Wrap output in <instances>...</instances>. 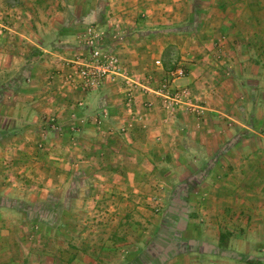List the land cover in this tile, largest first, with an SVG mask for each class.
<instances>
[{"label": "rangeland", "instance_id": "rangeland-1", "mask_svg": "<svg viewBox=\"0 0 264 264\" xmlns=\"http://www.w3.org/2000/svg\"><path fill=\"white\" fill-rule=\"evenodd\" d=\"M122 1L0 0V54L3 56L4 65H0V264H131L136 258L134 254L136 250L133 247L128 248L123 238L120 242L121 236L117 235L118 231L121 230V235L125 230L126 235L150 231L149 235L154 238L156 229L161 228L166 219L165 213L170 201L176 199V187L188 186V181L194 177L193 180H199L196 182L198 186L206 182L223 187L225 190L215 194L216 196L211 197L210 201L218 198L229 203L233 201V204L240 205V208L236 209L235 213H238L236 215L240 214L243 205L248 216L249 205L257 204L259 200L264 202V195L252 190L257 179L252 176L253 173H250L252 163L263 165L260 159L264 155L259 151L258 145L249 146L250 144L246 142L259 136V130L253 133L243 128L235 137L237 145L235 147L226 145L223 148L222 155H225L226 160L218 161V157L215 158L203 169L198 170L197 175L183 179L172 185L173 188L170 189V177L166 170L163 174L160 172V175L150 173L148 179L115 178L108 174L110 170L108 163L99 164L97 160H90L86 150L77 146L78 140L75 135H79L86 125L97 126L99 141L105 139L108 133L104 126L111 121L109 113L108 116H104L101 112V115L93 118L92 122L87 116H71L70 119L75 125L70 124L66 130L57 115L50 116L45 113L46 93L63 92L69 96L75 95V92L87 93L78 87V80H76L78 83L74 82L78 89L70 86L67 77L76 69V61L79 58L86 59L89 55V47L86 43L88 29H96L103 33L101 36L103 45L110 47L111 44H120L125 40L123 38L125 35L121 33L122 29H129L130 26L131 29H141L142 25L146 27L144 29H150L144 35L150 39V42L146 46L143 45L150 51L148 56L154 54L153 62L146 66L126 65L129 74L138 84L151 88L158 87L163 79L167 78L168 72L164 70L165 76L156 87H152L150 83L154 79H159L148 71L154 67H163V62L169 59L176 62L174 72L176 70L183 72L185 77L179 79L187 78L188 69L183 59L187 57L186 40L182 42L181 39L185 37L188 29H218L216 28L218 20L212 26V19L204 17L199 12L185 19L168 17L157 19L155 23L159 22V24L155 29H163L159 36L154 33L152 26L145 25L149 19L142 14L128 25L122 16ZM59 11H64V15L57 16L56 13ZM183 20L188 23L184 24ZM53 29L84 30L75 34L72 42L54 45L53 42L57 41L53 40ZM189 32L191 33V30ZM45 42H48L49 46L45 47ZM112 47L107 48L120 56ZM144 48L141 46V51L145 50ZM45 49H47L46 54L55 57L59 53H66L64 55L66 61H63L69 67L58 72L56 69L52 70V74L45 78ZM162 53L163 57L160 56ZM155 54L159 56L155 58ZM212 59L214 64L218 65V50L214 52ZM157 60L161 61V66L156 64ZM31 63L36 67L33 77L24 74L26 66H30ZM13 70L16 73L11 75L10 72ZM142 80L148 82L142 83ZM177 84L188 83L177 82ZM114 88L119 89L112 84H106L99 90L102 93H111ZM138 88L141 87L136 85L137 92ZM191 88L196 96L194 101L198 104L197 96L200 89L192 86ZM14 90H18L19 94L13 95ZM142 90L141 88V92H146ZM95 91L98 90L88 93ZM52 96L54 99V94ZM69 99L72 98H65L63 106ZM97 99L98 93H95L90 102L95 105ZM78 103L74 100L72 106L74 113L81 111ZM136 103L135 98L134 109ZM13 105L15 108L12 110ZM30 106L36 114L29 113ZM64 108L68 109L67 104ZM85 108L90 109V105H86ZM124 108V111L130 115L128 125L131 123L130 127H125L124 130L133 129L136 124H141V120L133 122L134 115L125 105ZM215 125L217 126L216 123ZM13 126H17L18 130L11 132ZM34 126L35 128L27 130ZM123 133H125L123 129L117 127L115 134L125 135ZM208 133L212 140L222 136L216 128L208 130ZM261 134L264 136V132ZM102 149L98 147L100 153ZM234 151H237V155L233 154ZM249 157L251 158L248 161ZM255 157L259 162H252L255 161ZM240 158L242 162H239ZM238 163H241V166ZM165 167L162 165L160 169H167ZM260 172L264 173V170ZM140 183L146 186L143 187L146 189L145 194L129 190L131 185H141ZM258 185L264 189V178L260 179ZM198 186L193 188L190 205H186L189 218L195 215L194 218L197 219V209H201L202 203L208 198V194L205 193L208 192V188L199 186L201 188L199 189ZM224 194L225 197L222 198ZM201 213L202 216L199 218L205 223L204 211ZM116 217L122 219L118 220ZM158 217L161 221L157 226L154 222ZM120 223L122 225L119 226ZM153 238L140 248L144 249ZM113 242L117 243V246L126 247V252L117 253L115 248L111 247ZM232 250V247L226 249L229 254L235 255ZM63 254L65 258H61ZM241 255L254 257L258 264H264V255ZM72 257H75L74 263ZM182 260L184 256L172 260L169 264H181ZM144 261L148 262L149 259L144 258ZM241 264H244L243 260Z\"/></svg>", "mask_w": 264, "mask_h": 264}, {"label": "crops", "instance_id": "crops-1", "mask_svg": "<svg viewBox=\"0 0 264 264\" xmlns=\"http://www.w3.org/2000/svg\"><path fill=\"white\" fill-rule=\"evenodd\" d=\"M199 1L200 4L196 5ZM122 4L123 11H126L124 13L122 11V16L128 25L142 14L149 19L145 25L152 26L157 35L163 29H155L159 24L155 21L163 17L185 19L200 12L204 17L212 19V26L218 20L216 23L218 29H188V32H185V37L181 39L182 42L186 40L187 57H183V59L186 62L184 65L188 69V76L185 79H177V82L188 83L192 87L200 89L197 96L198 104L193 101L195 109L186 107L183 108L184 110L180 109V112L176 111L170 115L161 109L154 94L141 92V88H138L135 110L142 115L141 124H136L133 129L124 130L125 127H130L128 125L130 115L124 111V95L120 93L119 89L114 88L111 93H102L98 90L99 92L85 94H82L84 92H75V95L71 96L63 92H54V99H52V92L46 93L45 113L50 116L57 115L66 130L67 126L73 123L70 119L71 116H87L92 122L93 118L95 119L96 116L98 118L101 115L104 108L107 109L111 121H108L104 126L108 133L105 139L99 141L97 126L86 125L81 129L79 135H75L78 140L77 146L86 150L90 160H97L99 164L108 163L110 169L108 174L115 178L148 179L151 174L160 175V172L163 174L166 170L170 177V189L173 188L172 185L183 179L197 175L198 170L203 169L215 158L218 157V161L226 160L225 155H222L223 148L226 145L235 147L237 145L235 137L243 128L249 132L253 131V133H256V130L260 131L259 136L246 142L250 144L249 146L258 145L259 151L264 155V136L261 134L264 132V0H123ZM56 15L63 16L64 11H59ZM183 22L184 24L188 23L186 20ZM142 26L141 29H131L132 26L128 27L129 29H122L121 33L125 35L123 37L125 40L116 44L118 46L111 44L112 49L115 48L118 51L126 64L146 66L153 62L154 54L148 56L150 51L144 48L150 42V39L144 36L150 29H144L146 27ZM82 30L84 29H53V40L57 41L53 44L72 42L75 39V34ZM47 46L49 43L45 42V47ZM141 46L145 50L141 51ZM164 46H166L165 42ZM107 47L111 49L110 46ZM216 50H218V65L212 61ZM46 53L47 49H45L44 61L45 78L52 74V70L56 69L58 72L69 67L64 62L66 53H59L56 57ZM157 56L159 55L155 54V58ZM160 56L163 57V53ZM2 62L3 56L0 54V65L4 66ZM215 66L217 69H214ZM35 69L34 63H31L30 66H26L24 74L27 73V76L33 77ZM164 70V67H154L148 71L159 79H154L150 83L152 87H156L161 78L165 76ZM15 73L14 70L10 72L11 75ZM146 82L148 81L142 80V83ZM70 86L78 89L76 83H70ZM14 91H12L13 95L19 94L18 90ZM95 93H98V99L94 105L90 99H93ZM65 98L73 99V101L72 99L66 101L68 109L64 108L66 104L63 106ZM27 99L32 100L30 97ZM74 100L78 101L81 107V111H76V113H74L75 110H72ZM14 105L11 107L12 110L15 108ZM86 105H90V109L86 110ZM30 109L29 113L36 114L33 107L30 106ZM115 119L119 120L115 121ZM117 127H121L125 135H116ZM33 128L35 126L29 127L27 130ZM215 128L221 132L222 136H217V140H212L208 136V130ZM17 130L18 127L13 126L11 132ZM99 146L103 148L101 153L98 150ZM237 151H234L233 154H236ZM250 158H247L248 161ZM238 160L242 162L241 158ZM252 162H259V159L255 157V161ZM260 162H263V165L252 163L250 173H253L252 176L257 179L252 190L259 195H264V189L258 185L260 179L264 178V173L260 172L264 170L262 169L264 157L260 159ZM238 164L241 166V163ZM162 165L167 169H160ZM140 184L131 185L129 190L145 194L146 189L143 187L146 186ZM197 186L195 183L194 188ZM199 186L208 188V192H205L208 194V198L202 203L201 209H197V219L194 218L195 215L188 218L182 237L175 239L176 243L173 244L175 251L182 252L178 254L177 258L184 256L181 264H241L242 260L238 259L236 254L264 255L263 200L247 207L250 210V215L246 216L245 205L239 212L240 214L236 215L238 214L235 213L236 209H239L240 205L233 204V201L229 203L221 198L210 201L211 197L216 196L215 194L225 190L223 187L206 182ZM200 187L199 189H201ZM123 190L127 189L123 188ZM224 197L225 194L222 198ZM202 211H204L203 217L206 218L205 223H202L203 221L199 218L202 216ZM242 213L243 216H241ZM260 215L263 217H259ZM116 219L121 220L122 218L116 217ZM160 221L161 218L158 217L153 222L158 226ZM254 226L256 228H253ZM160 227L156 229L154 238L163 234V226ZM125 231L121 235L120 230L117 235L121 236L120 242H122V238L123 241L125 240V245L128 248H135V256L136 252L143 250L141 248L145 245L144 243H148L153 238L149 235L150 231H141L140 234L129 232V235H126ZM224 236L226 239L222 245ZM111 247L115 248L119 254L127 250L126 247L117 246V243L114 242ZM227 247H232L235 255L229 254L226 251ZM143 252L145 251L137 254V257ZM97 253L99 254V251ZM61 258H65L64 254L61 255ZM187 258H189L188 261ZM72 260L74 263L75 257H72ZM198 260L199 262H197Z\"/></svg>", "mask_w": 264, "mask_h": 264}, {"label": "built area", "instance_id": "built-area-1", "mask_svg": "<svg viewBox=\"0 0 264 264\" xmlns=\"http://www.w3.org/2000/svg\"><path fill=\"white\" fill-rule=\"evenodd\" d=\"M102 34L96 29H88L86 43L89 47V55L86 59L79 58L76 61L77 67L67 77V83H74L78 80V87L86 92L99 90L106 84L117 86L124 94L126 108L134 115L133 122L142 120V115L134 109L136 85L148 93H153L162 110L168 113L186 107L195 109L193 101L196 96L191 86L177 84V79L185 77L181 70L168 72L167 78H164L156 88L138 84L129 74L127 65L122 58L118 54L110 52L107 46L103 45ZM156 64L161 66V61L157 60ZM102 115L108 116V110L104 109Z\"/></svg>", "mask_w": 264, "mask_h": 264}, {"label": "trees", "instance_id": "trees-1", "mask_svg": "<svg viewBox=\"0 0 264 264\" xmlns=\"http://www.w3.org/2000/svg\"><path fill=\"white\" fill-rule=\"evenodd\" d=\"M199 4L200 1L196 5ZM163 67L167 72L175 70L176 62L169 59L168 61L163 62ZM197 181L199 180L191 179L187 183L189 184L188 186L176 187V199L170 201L169 206L167 207V213H165L166 219L162 224L163 234L158 235L154 238V240L146 245V247L143 249L145 251L143 252L144 254L142 253L139 255V257H137V254H139L143 250H140L138 253L136 252V258L132 260L131 264H169L172 260L176 259L177 256H179L178 254L182 253L175 251V246L173 244L176 243L175 239L182 237V232L186 228V223L190 216V214L187 215L189 211L186 205L188 206L191 201L192 191ZM177 190H180V192H178ZM225 239L226 236L222 237V245L224 244ZM235 256L238 259L243 260L245 264H258L254 257H245L243 255L237 254ZM144 258H148L149 261L145 262Z\"/></svg>", "mask_w": 264, "mask_h": 264}]
</instances>
